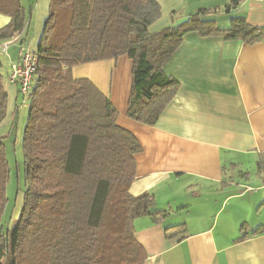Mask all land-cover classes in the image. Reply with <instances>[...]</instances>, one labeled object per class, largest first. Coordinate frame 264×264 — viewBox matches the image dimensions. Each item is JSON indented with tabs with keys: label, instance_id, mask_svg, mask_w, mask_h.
<instances>
[{
	"label": "trees",
	"instance_id": "16d2710c",
	"mask_svg": "<svg viewBox=\"0 0 264 264\" xmlns=\"http://www.w3.org/2000/svg\"><path fill=\"white\" fill-rule=\"evenodd\" d=\"M212 12L201 9L153 33L150 26L161 17L157 0H51L35 50L39 60L22 136L24 202L5 231L11 168L0 139V264H145L148 254L134 221L152 216L160 222L166 214L152 210V193L129 192L142 145L117 124L109 97L90 79H75L72 69L128 55L133 67L127 115L155 125L180 88L164 67L188 33L248 44L264 39V28L243 17L218 28L203 19ZM0 14L11 19L0 28V45L19 36L18 47L27 44L32 9L22 0H0ZM5 67L0 58V124L7 114Z\"/></svg>",
	"mask_w": 264,
	"mask_h": 264
},
{
	"label": "crops",
	"instance_id": "0c3cea01",
	"mask_svg": "<svg viewBox=\"0 0 264 264\" xmlns=\"http://www.w3.org/2000/svg\"><path fill=\"white\" fill-rule=\"evenodd\" d=\"M157 1L161 17L150 26L153 33L201 9L213 11L203 19L220 29L238 17L264 28V1ZM50 2L34 5L29 30L37 45ZM10 20L0 14V28ZM14 47L9 60L17 57L10 53ZM132 67V59L121 55L75 66L72 75L90 79L107 95L117 108V124L142 145L129 192L152 193V210L166 214L160 222L152 216L134 221L148 254L145 264H264V39L248 44L188 33L164 67L180 88L155 125L127 115ZM4 85L7 114L0 139L7 149L14 135L22 140L27 108L19 107L17 85L6 79Z\"/></svg>",
	"mask_w": 264,
	"mask_h": 264
},
{
	"label": "rangeland",
	"instance_id": "374dc122",
	"mask_svg": "<svg viewBox=\"0 0 264 264\" xmlns=\"http://www.w3.org/2000/svg\"><path fill=\"white\" fill-rule=\"evenodd\" d=\"M24 2L25 7H27V10L32 9V14L34 16L36 0H32L33 3H31V0H22ZM36 19V16L35 18ZM37 37L33 36L32 40L30 39V42H27L29 46L33 49L34 46L37 45ZM34 50V49H33ZM11 55L18 57V48L14 47L10 50ZM14 58L13 60L10 58L9 60V53L6 54L4 52H1L0 50V58L4 63V66L6 65L5 69L9 70L11 66V62L17 59ZM21 109H26V107H23ZM21 137V135H20ZM19 138L16 135L12 137V143H7V157L9 160V165L11 168V174L9 177V180L7 182V206L5 209V213L3 215V226L4 231L11 229L15 222L18 220L22 207L24 202V193H25V179H24V155H23V149H22V140L21 142H18Z\"/></svg>",
	"mask_w": 264,
	"mask_h": 264
},
{
	"label": "built area",
	"instance_id": "2783aa9c",
	"mask_svg": "<svg viewBox=\"0 0 264 264\" xmlns=\"http://www.w3.org/2000/svg\"><path fill=\"white\" fill-rule=\"evenodd\" d=\"M262 2L264 0H244ZM19 37L0 45L1 52L8 54L9 46L17 41ZM38 55L29 44H21L18 47V57L10 64V73L7 81L18 87L20 95V108L28 107L30 94L33 89L34 74L38 64Z\"/></svg>",
	"mask_w": 264,
	"mask_h": 264
}]
</instances>
